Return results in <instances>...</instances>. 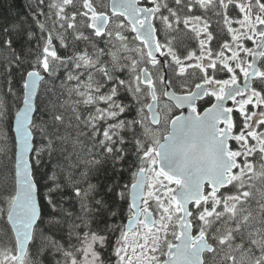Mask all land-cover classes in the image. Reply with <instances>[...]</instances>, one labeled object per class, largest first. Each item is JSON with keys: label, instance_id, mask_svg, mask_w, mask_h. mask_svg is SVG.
Listing matches in <instances>:
<instances>
[{"label": "snow or ice", "instance_id": "6c2138e0", "mask_svg": "<svg viewBox=\"0 0 264 264\" xmlns=\"http://www.w3.org/2000/svg\"><path fill=\"white\" fill-rule=\"evenodd\" d=\"M0 264H264V0H0Z\"/></svg>", "mask_w": 264, "mask_h": 264}]
</instances>
